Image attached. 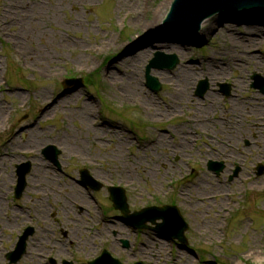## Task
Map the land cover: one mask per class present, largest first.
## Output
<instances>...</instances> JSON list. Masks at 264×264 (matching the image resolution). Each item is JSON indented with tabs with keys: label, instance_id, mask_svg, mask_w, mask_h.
I'll return each instance as SVG.
<instances>
[{
	"label": "rangeland",
	"instance_id": "374dc122",
	"mask_svg": "<svg viewBox=\"0 0 264 264\" xmlns=\"http://www.w3.org/2000/svg\"><path fill=\"white\" fill-rule=\"evenodd\" d=\"M160 2L137 0L135 8V0H0V19L8 15V22L0 28V104L4 108L0 113V201L4 207L0 209V218L14 216L13 202L4 200L17 163L30 161L32 164L27 188L19 203L28 207L39 200L35 189L41 188L40 194L46 197L50 189L42 168L50 165L44 162L40 151L52 144L61 151L59 161L64 173L53 179L62 190L55 199L62 200L70 193L79 196L82 192L90 206V234L95 233L98 210L86 190L76 183L80 168H87L104 186H123L130 209L169 200L181 208L189 223L185 248L175 246L171 251L165 239L147 230L139 233L137 251L148 245L146 252L153 254L147 260L149 264H264V173L256 176L255 170L258 162L264 164V94L250 86L253 73L264 78V41L248 50L247 44L233 40L228 31H211L203 38L200 28L187 44L152 41L153 50L145 60L130 64L128 59L144 52L143 48L150 43L111 60V65L117 68H104L109 58L134 44L135 37H144L148 30H143L142 24L134 23L133 19L139 15L145 23ZM168 9L169 6L164 15ZM245 10L264 13L259 9ZM236 11H224L209 18ZM164 15L158 27H162ZM252 17L235 23L226 18L223 22L233 25L236 36L244 32L243 26L250 24L264 31V20H255L258 16L254 14ZM153 42L181 48L183 58L177 51L166 52L162 45ZM156 52L175 54L179 64L195 66L196 74L206 72L210 65L224 66L225 71L218 73L219 77L208 80V91L219 92L220 98L223 97L213 118L196 117L190 100L177 103L174 111L170 109L176 88L161 78L160 73L174 76L179 64L173 69H151L161 90L155 94L146 88L144 68ZM247 55L254 59L246 60ZM230 57H242L240 67L228 65ZM123 58L128 61L123 62ZM130 72L135 73L138 89L155 102L157 111L156 107L145 104L143 97H128L122 82ZM65 77H81L83 86L64 91L61 82ZM197 81L188 87L187 95L200 99L201 107L208 101L204 100L205 95L193 94ZM223 82L230 84V96H222L219 91V84ZM74 92L75 97L68 103L44 113L50 103ZM250 99H256V105H250ZM85 101L91 105L92 112L82 124L78 114ZM220 113L221 122L234 123L236 119L242 122L243 119L242 127L233 126L236 133L223 135L215 128L202 130L194 124L200 118L215 121ZM29 127L43 134L25 131ZM96 128H102L104 134L95 133ZM180 129L183 133H177ZM182 134L189 136L184 149H180ZM243 138L252 145L245 147ZM29 140L31 144L13 150L16 142ZM43 142L46 143L39 147ZM230 143L234 147L226 158L221 151L227 152ZM205 152L212 154L214 160H224L226 168L219 176L207 170L206 161L210 156L206 157ZM235 164L240 167V173L229 181ZM190 166L194 171L189 172ZM6 172L11 177L4 187ZM37 179L41 183L45 180L46 185L38 187ZM106 197L105 189L94 194L101 208L114 217L117 212ZM237 207L240 210L232 216ZM113 217L107 216L113 226L126 228ZM210 222L214 230L207 227ZM111 224L98 223V226L104 229ZM127 232L122 238H131L129 228ZM156 241L160 247H156ZM3 242L8 246L11 243L6 237ZM97 242L96 237L92 250L97 249ZM107 247L118 248L119 244L111 240Z\"/></svg>",
	"mask_w": 264,
	"mask_h": 264
},
{
	"label": "flooded vegetation",
	"instance_id": "af4514ba",
	"mask_svg": "<svg viewBox=\"0 0 264 264\" xmlns=\"http://www.w3.org/2000/svg\"><path fill=\"white\" fill-rule=\"evenodd\" d=\"M57 171V166L51 165L52 174L57 175ZM39 191L42 192L41 188ZM9 193L13 197V188ZM52 197L55 194L50 189L44 201L36 200L28 207L13 204L11 208L19 215L5 216L4 220L0 218V264H87L93 256L89 252L93 239L100 237L97 230L90 234L88 207L86 204L81 205L78 199L70 195L61 204H58L56 197ZM118 233L119 231L112 229L106 235L114 237ZM24 234L27 237L23 249L7 256L17 238ZM5 237L11 242L9 246L3 242ZM122 240H118V248L109 249L115 257L123 264H131L137 260L149 264L146 262L151 258V253L146 256L144 252L139 256L130 240H126L127 247L121 246Z\"/></svg>",
	"mask_w": 264,
	"mask_h": 264
},
{
	"label": "bare ground",
	"instance_id": "6f19581e",
	"mask_svg": "<svg viewBox=\"0 0 264 264\" xmlns=\"http://www.w3.org/2000/svg\"><path fill=\"white\" fill-rule=\"evenodd\" d=\"M170 3H171V0H161L159 5L156 7V10H155L151 19H149L145 23H142V17L137 15L133 19V21L135 20L134 23L142 24L141 26H142L143 30H152L155 28H159L158 27L159 21L162 19L167 6H170ZM133 5L136 8V6L138 5L137 0H135V3H133ZM7 8L8 7L6 6L5 9L7 10ZM252 14H254L255 16H258V17H255V20H264V13H262L261 11L253 12L252 10H237L236 12H233V13L227 12V13L221 14L219 16H216L215 18L206 19L201 24V30H200L201 36L204 38L211 31H216V32L228 31L229 34L231 35V37L233 38V40H237L238 42H241L242 44H247L248 50H251L253 47V44H255L257 42H263L264 41V31L259 30V28L256 25L250 24L247 26H243L244 32H242L240 34V36H236V35H233V33H235L233 31V25L231 26L230 24L224 23L223 21H225L226 18H228L227 21L231 20L232 23H235L236 21H241V20L244 21L245 19H248L250 17L254 18V17H252ZM6 17H8L7 13L0 19V26H1L0 28H3V26H5L6 23L8 22V19H6ZM217 24H218V27H217ZM219 26H221L222 28H219ZM153 44L158 45V46L162 45L163 46L162 50H164L166 52L177 51V54L180 56V58H183L184 52L181 48H179V50H177V48H175V47H167V46H172V45H169L166 43H157V42L154 43L153 42ZM153 47L154 46H152L150 43V45L143 48L144 52H142V53L138 52V54L134 55L133 58L128 59L130 61V64L136 63L138 61H141L143 59L145 60L146 58H148L149 53L152 52V50H153ZM248 53H251V51H249ZM240 55H242V54H240ZM245 59L246 60H248V59L253 60L254 57L252 55H247V56H245ZM257 59H259V58L257 57ZM128 60H126L125 58L122 59L123 62H126ZM229 61L230 62L228 65H230V66L236 65V66L240 67L239 63H240V61H242V57L241 58L230 57ZM212 65L215 66V64H213V63H212ZM215 70H218V72H215ZM224 71H225L224 66H221L219 68L217 66H215V68H214L213 66L210 65L206 69V72H204V73L200 72V74H196L195 66L183 63V64L178 65L177 70L175 72L176 74L174 76H167L164 73H160L161 78L169 81L176 88V92L172 96L173 100H172L170 109L174 111L176 109L177 103H180L181 101H184V100L185 101L190 100L189 101L190 105H192V107L195 109L193 112L197 113L196 117H198V116L205 117L206 116L207 119L213 118L214 114H216L217 104L223 98V97L220 98V94H218L219 92L214 93L213 91H206V94L204 96V100L208 101L207 105L203 104L200 107V105L198 104L200 99L191 98L190 96H188L187 95V89H188V87H190L192 85V83L194 81H196L198 78H200V75L206 76V78L210 81L212 78H214L216 76L219 77L218 73L221 74ZM107 73H110V71L108 70ZM134 75H135V73L130 72V75L128 77H126V80L124 82H122V86H124V88L128 92V94H127L128 97L129 96L130 97L137 96L140 98L143 97V99L145 100L144 103L146 104V102H147L150 105L149 107H152L153 109H154V107H156L155 111H157V105L155 104V102L151 98H149L148 96L144 95V91L141 88L138 89L137 83H136L137 79L135 78ZM15 95L18 96L19 93L18 94L16 93ZM74 97H75V92L68 94V95H64L60 100H58V101L55 100L53 103H50L46 107V110L44 111V113L47 114L49 109L55 110L58 106L63 105L65 102L68 103V101L72 100ZM255 101H256V99H250L249 100L250 105H253L254 103H256ZM254 105H256V104H254ZM251 107L249 108L250 110L253 109V106H251ZM237 108H238V106H237ZM2 109H4V108L0 104V113L2 112ZM202 109H203V111H202ZM91 112H92L91 105L86 101L83 102L82 112H80L78 114V118L82 124L86 122V120H87L88 116H90ZM238 113L241 114L240 111H238ZM221 115H222L221 113L218 114L215 121H211V120L208 121L206 119L201 120V118H200L199 123H195V121H194V124L196 127H200L202 130L207 128V127L208 128H210V127L215 128L218 132H221L223 135H225L228 132L236 133V132H234L233 126H237V127L241 126L242 127L243 119H242V122L240 119H236L235 121H237V122H234V123L232 122L233 124L232 123H226L223 121L221 122V120H222ZM194 119H195V117H194ZM0 124H1V122H0ZM181 130L182 129H180V131L177 130V133H179V132L183 133V131H181ZM25 131H30L31 134L32 133L37 134L38 136L43 134V132H39V134H38V132H36L34 129H32L30 127L28 129H25ZM93 131L95 133H98V134H104L102 132L103 131L102 128H96ZM182 135H183V137H182L181 142H183V143L180 144V149L185 148V144L188 143V137H189L188 134H182ZM161 141H164V139L162 138ZM31 143H32V141H30V140L27 141L26 143L16 142V145H15L16 147L14 146L13 150L19 149L22 146H27L28 144H31ZM45 143L46 142L41 143L39 145V147L43 146ZM250 145H252V143ZM24 149H25V147H24ZM205 153L212 156V154H210L209 152H205ZM221 153H224V152L221 151ZM231 154H232V151L230 149H228L226 156H230ZM0 161H2V158ZM40 166H41V164L38 163L37 167L40 168ZM42 169H43V173H46L47 181L52 182V180L55 177L54 174H52V172L48 168H42ZM10 177L11 176H7V172H6V176L4 177L3 182H2V185L4 187L6 186V182ZM11 182H12V179H11ZM44 182H45V180L43 181V183H41V181L40 180L38 181V179H37L36 183H37L38 187H41L43 185H46V183H44ZM0 187H1V185H0ZM56 188L57 187L54 185V190H56ZM56 196L57 195H55V197ZM79 197L81 198V200L84 203L87 202L86 197L82 193H79ZM1 208H3V204L0 201V209ZM207 227L208 228L212 227L213 230L215 229L213 222H210L207 225ZM207 227H206V230L208 229ZM122 234L125 235L124 228L122 229ZM154 243H157L156 247H160V245H158L157 241ZM148 249H149L148 245L145 244L144 250H142V251L146 252V250H148ZM148 253H151V252H148Z\"/></svg>",
	"mask_w": 264,
	"mask_h": 264
},
{
	"label": "water",
	"instance_id": "95a60500",
	"mask_svg": "<svg viewBox=\"0 0 264 264\" xmlns=\"http://www.w3.org/2000/svg\"><path fill=\"white\" fill-rule=\"evenodd\" d=\"M247 8L264 9V0H173L167 17L164 20L165 25L167 26V28H170V30L159 27L145 31L144 37H135L134 44L128 45L120 52L109 58L107 60V66H104V68H117V66L111 65V60L129 55L140 46L152 41H178L180 43L187 44L190 36L192 35L189 34L188 31L197 32L200 28L201 22L205 18L222 10H236ZM178 31L186 32H183V34ZM163 58L161 55L156 54V56L146 66L147 85L154 91H158L160 89V85L157 79L149 74L150 68L165 67L170 69L178 63V60L175 58V56L165 57L164 59ZM252 78L254 80L252 86L259 88L261 91H264V81L261 80L259 75L254 74ZM72 84H75V87H78L81 85V80H64L65 87ZM206 88L207 82H201L198 89L199 94H203ZM52 148L53 146H47L45 150H50L49 153L52 154V158L55 159L57 156V151H54L52 153ZM208 167L210 169H214L215 172L218 173L222 169L223 165L220 162L209 161ZM260 170H263V168H261ZM24 173L25 170H21V184L19 186V189H21L23 185ZM110 191L112 194L111 199L114 201V204L117 207H120L122 209V212L126 214L127 207L125 203V197L123 196V191L118 188H110ZM142 216L144 217L141 219ZM124 218L128 222H132L133 220L139 221L140 219L155 220L157 218H162L163 221L161 224H157L156 230L161 231L169 237H177L179 240L184 241L182 235V232L184 230L182 226V219L175 207H151L147 211L130 215L126 214L124 215Z\"/></svg>",
	"mask_w": 264,
	"mask_h": 264
}]
</instances>
